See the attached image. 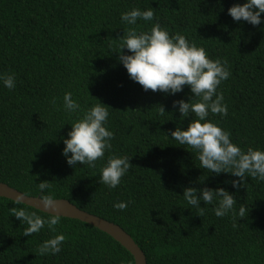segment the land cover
Segmentation results:
<instances>
[{"label": "trees", "instance_id": "16d2710c", "mask_svg": "<svg viewBox=\"0 0 264 264\" xmlns=\"http://www.w3.org/2000/svg\"><path fill=\"white\" fill-rule=\"evenodd\" d=\"M244 0H0V74H14L16 86L0 83V182L30 197L51 195L118 225L143 252L146 264H264V181L245 177L234 189L230 173L213 175L196 153L170 137L186 129L194 114L180 117L173 101L197 102L188 86L175 95L144 91L119 62L129 28L120 14L152 7L154 20L169 34L180 33L212 59L227 62L228 79L217 92L227 115L207 119L228 131L233 143L264 150V23L233 21L228 8ZM264 19V13H262ZM125 55L128 50L121 49ZM70 92L79 112L63 108ZM56 98L55 104L52 103ZM97 99L109 107L113 132L105 157L69 166L61 155L71 123ZM163 107L164 112L160 111ZM109 155L128 156L130 168L116 188L99 183ZM49 182L41 192L38 183ZM185 187H216L234 193L235 213L216 217L188 205ZM121 211L113 205L128 202ZM0 197V264H134L110 236L81 221L63 218L55 226L65 241L56 255L38 246L56 233L47 225L31 236L11 215L24 207ZM248 212L240 218L238 210Z\"/></svg>", "mask_w": 264, "mask_h": 264}, {"label": "clouds", "instance_id": "9594fccd", "mask_svg": "<svg viewBox=\"0 0 264 264\" xmlns=\"http://www.w3.org/2000/svg\"><path fill=\"white\" fill-rule=\"evenodd\" d=\"M233 21H245L253 26L264 23V0H244L242 4H233L227 10ZM123 23L134 26L138 20L152 21V27L146 31L137 32L129 28L119 50V62L126 69L129 78L142 86L144 91L162 92L175 95L188 86L193 94L191 98H199L197 102H185L183 99L173 101V107L180 113V117H187L189 113L195 118L189 122L186 129L177 126L170 132V137L179 145H187L196 153L200 167L208 173L219 175L230 173L239 178L231 181L234 189H239L244 184L245 177L264 181V150L248 147L246 150L233 143L230 133L222 129L217 122L207 119L209 112L227 115V105L223 103V95L217 92L222 81L230 76L226 61L212 59L203 47H197L180 33L169 34L154 20L152 7L141 10L133 7L120 14ZM127 49L130 54L125 55L121 49ZM0 83L11 90L16 86L14 74H0ZM63 108L65 111L79 112L80 104L72 98L70 92L63 95ZM92 104L82 115L70 125L66 138H62L63 148L61 155L65 157L69 166L76 167L87 164L95 167L98 159L105 157V152L110 150L113 132L107 128L109 107L99 102ZM56 98L52 103L55 104ZM160 111L164 112L163 107ZM128 156L109 155L105 165L100 169L99 183L108 188H116L130 166ZM41 192L50 186L43 181L37 184ZM182 197L193 208L204 212L200 202L204 205H214L212 211L216 217H223L235 213L237 203L234 193H229L224 188L216 187H185ZM21 204V198L14 200ZM128 202H117L115 209L123 211ZM40 204L48 213L47 217L38 215L35 211H26L24 207H12L11 215L27 227L23 235L31 236L38 233L46 225L49 231L56 233L55 226L61 222V215L56 214L57 204L53 197L42 195ZM248 209L240 207V218L246 216ZM65 241L62 233H56L51 238L44 240L37 248L40 255H56L61 251Z\"/></svg>", "mask_w": 264, "mask_h": 264}, {"label": "water", "instance_id": "95a60500", "mask_svg": "<svg viewBox=\"0 0 264 264\" xmlns=\"http://www.w3.org/2000/svg\"><path fill=\"white\" fill-rule=\"evenodd\" d=\"M0 197L6 198L9 200H16L21 198L22 203L28 207H31L37 211L48 214L40 204V197H30L22 194L21 192L9 187L8 185L0 182ZM57 208L56 214L61 215L63 218H69L81 221L89 226H92L99 231L110 236L114 241L119 243L123 248H125L134 259V264H146V259L143 252L138 248L132 238L118 225L108 222L104 219H101L97 216L88 214L85 211L78 209L72 203L67 200H58L55 199Z\"/></svg>", "mask_w": 264, "mask_h": 264}]
</instances>
